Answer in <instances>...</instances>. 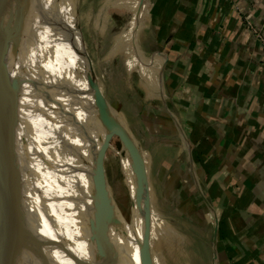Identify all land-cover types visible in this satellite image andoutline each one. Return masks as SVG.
<instances>
[{
	"label": "crops",
	"instance_id": "crops-1",
	"mask_svg": "<svg viewBox=\"0 0 264 264\" xmlns=\"http://www.w3.org/2000/svg\"><path fill=\"white\" fill-rule=\"evenodd\" d=\"M148 4L142 35L151 55L138 54L135 29L133 55L160 59L157 84L169 91L182 139L178 171L160 180L173 191L180 184L176 198L208 227V264H264V50L245 22L264 37V0Z\"/></svg>",
	"mask_w": 264,
	"mask_h": 264
},
{
	"label": "bare ground",
	"instance_id": "bare-ground-1",
	"mask_svg": "<svg viewBox=\"0 0 264 264\" xmlns=\"http://www.w3.org/2000/svg\"><path fill=\"white\" fill-rule=\"evenodd\" d=\"M148 2L142 0L140 13L146 10ZM37 5V14H44L55 36L51 44L38 49L29 44L22 51L20 64L26 71L21 73V78L34 83L23 82L20 86L18 114L8 124L3 151L13 150L19 155L25 139L28 148L27 154L16 159L3 176L8 206L0 212V264H32L34 261L40 264H93V248H89L93 194L92 182L87 177L91 156L86 137L78 127V116L83 114L84 107L95 111L92 93L72 58L68 21L63 20L61 10L54 6L58 17L52 22L48 0H40ZM6 18L0 7V51L4 57L0 66V117L4 111L1 105L5 109L10 89L18 76ZM140 24L139 20L135 42ZM53 25H58L59 35ZM136 45L142 56L139 44ZM63 60L72 73L65 71ZM75 63L81 77L73 73ZM34 87L39 89L38 93ZM58 103H62L59 104L61 107ZM104 106L110 120L109 127L120 144L118 149L112 147L114 157L111 160L115 161L120 172V189L133 190L135 216L129 214L127 217L116 209L109 234L117 249L111 255L113 262L109 264H151L146 223L142 228V220H146L141 165L120 115L105 101ZM66 109L72 113H67ZM67 125L80 152L75 175L67 165L68 159L64 163L60 155L61 135ZM117 155L122 156L121 160L116 158ZM111 167L116 179V167L113 164ZM131 170L135 174L133 182L129 180ZM120 199L125 202V190ZM17 201L22 208L23 221L15 212ZM8 220L14 221L16 229L8 227ZM130 253L134 255L132 261Z\"/></svg>",
	"mask_w": 264,
	"mask_h": 264
},
{
	"label": "rangeland",
	"instance_id": "rangeland-1",
	"mask_svg": "<svg viewBox=\"0 0 264 264\" xmlns=\"http://www.w3.org/2000/svg\"><path fill=\"white\" fill-rule=\"evenodd\" d=\"M39 2L40 0L28 2L30 4L28 33L33 46L30 45L35 49L51 44L55 36L44 14H37ZM141 2L142 0H48L47 7L52 22L58 17L55 7L61 10L63 20L68 21L74 62H77L80 72L83 74L84 71L89 72L100 94L120 115L127 127L129 141L137 154L141 169L143 165L145 190L143 205L145 216L148 217L146 240L151 252V264H208L210 254L208 227L203 220L198 221L192 215H188L187 206L180 204L176 198L175 191L178 192L180 184L174 185L173 191L170 181L160 180L161 172L165 174L168 170L166 175L168 178L169 172L176 169L180 149L178 143L181 144L178 139L181 142L182 139L176 134L175 120L170 116L172 102L169 91L166 92L164 89L160 91L157 84L159 58L153 56L149 63H145V60L136 62L137 59L133 55L131 32L136 29L139 20L141 24L137 31V43L143 57L151 55L146 53L145 35L144 33L142 35L149 4L146 10L140 13ZM75 10L78 19L75 17ZM53 28L59 35L58 25L56 27L53 25ZM75 45L77 49H84L86 60L83 54L76 52ZM3 59L0 51V66ZM63 63L65 71L72 73L64 60ZM74 66V70H77L76 63ZM74 70L73 73L76 72L80 76L79 71ZM94 114V110L84 107L83 114L78 116V127L86 137L91 158L98 149L101 151L106 186L111 197L113 196L115 208L124 212L127 217L131 214L135 218L133 190L125 187L120 189V172L115 161L111 160V157H114L112 147L114 150L118 149L119 141L109 127L108 135L101 143L103 131L88 124L92 122ZM73 136L67 125L63 136L61 135L60 155L64 158V163L68 159L67 165L75 175L80 152L72 140ZM23 145L24 157L28 148L26 139ZM116 158L121 160L122 156L117 155ZM164 159L168 162L167 168H160L158 165ZM112 164L116 167V179ZM91 174L92 167L87 171L88 180H91ZM129 180L130 182L135 180L132 170L129 173ZM124 190L125 202H122L120 196ZM189 204L192 205V201H189ZM91 216L89 214V219ZM12 221L8 220L7 225L11 229H16ZM144 223L146 221L143 219L142 228ZM91 247L89 240V248ZM61 248L64 250L62 246ZM155 254L158 261L154 257ZM133 258L134 255L130 253L129 259L132 261ZM110 262L112 263L113 259H110ZM32 264L40 263L34 261Z\"/></svg>",
	"mask_w": 264,
	"mask_h": 264
},
{
	"label": "water",
	"instance_id": "water-1",
	"mask_svg": "<svg viewBox=\"0 0 264 264\" xmlns=\"http://www.w3.org/2000/svg\"><path fill=\"white\" fill-rule=\"evenodd\" d=\"M34 0H30L33 2ZM29 6L28 0H0V7L4 10L7 16V23L10 27L11 38H12V58L14 67H16L18 76L14 81L13 87L10 89L8 99L5 104V109L0 117V212L3 211L8 206L7 198V186L3 180L4 174L14 165L16 159L23 157L22 149L19 152V155L16 154L13 150L3 151L4 139L8 129V124L13 119V117L18 114L19 107V92L20 86L23 82L34 83L32 80H23L21 78V73L26 71L25 68H22L20 61L23 54V49L26 45L32 44L29 33ZM75 17L77 18V11L75 10ZM78 19V18H77ZM33 46V44H32ZM82 49V48H81ZM83 57L86 60V52L82 49ZM84 76L88 88L92 93L93 104L95 109V114L92 118V122L88 123L89 126L98 127L99 130L103 131L102 141L108 135L109 132V123L110 120L106 113L104 106L105 98L100 94L98 89L95 87L90 74L88 71H84ZM35 89V87H34ZM36 90V89H35ZM39 90V89H37ZM36 92L38 93L39 91ZM5 96V95H4ZM43 98V97H41ZM44 99V98H43ZM45 101V100H44ZM4 103V102H3ZM107 103V102H106ZM62 103H58V107ZM108 104V103H107ZM63 109V108H62ZM67 113L71 111L65 110ZM27 146V145H26ZM91 182H92V194H93V210L92 216L90 217L89 222V231H90V243L93 247L94 260L93 264H109L111 255L117 249L113 242L110 240L109 227L115 221L116 208L112 197L107 189L105 175L102 168L101 162V151L98 149L96 153L91 158ZM142 188H143V165H142ZM144 189V188H143ZM145 191V190H144ZM18 200V198H17ZM16 201V200H15ZM17 205L15 212L20 216L23 221L24 215L22 214V208L20 205ZM146 220V238H148V217L145 216ZM149 240V239H148ZM150 243V241H149ZM157 259V255L154 256Z\"/></svg>",
	"mask_w": 264,
	"mask_h": 264
},
{
	"label": "built area",
	"instance_id": "built-area-1",
	"mask_svg": "<svg viewBox=\"0 0 264 264\" xmlns=\"http://www.w3.org/2000/svg\"><path fill=\"white\" fill-rule=\"evenodd\" d=\"M236 9H238V8H236ZM245 22L248 25L249 30L252 32L254 38L260 42L261 47L264 50V37L262 36L261 32H259L258 30H256L253 27V25L251 24V22H249L248 20H245Z\"/></svg>",
	"mask_w": 264,
	"mask_h": 264
}]
</instances>
